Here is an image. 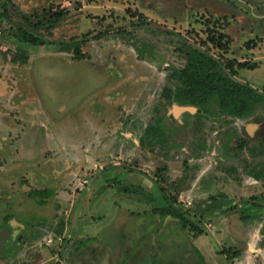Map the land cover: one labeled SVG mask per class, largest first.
Segmentation results:
<instances>
[{
	"label": "rangeland",
	"instance_id": "obj_1",
	"mask_svg": "<svg viewBox=\"0 0 264 264\" xmlns=\"http://www.w3.org/2000/svg\"><path fill=\"white\" fill-rule=\"evenodd\" d=\"M12 1L14 22L0 24V264H264V108L206 118L163 97L184 39L264 92V0ZM21 14L58 43L77 38L84 57L22 44ZM19 49L28 64L5 61ZM157 110L160 144L145 135Z\"/></svg>",
	"mask_w": 264,
	"mask_h": 264
},
{
	"label": "trees",
	"instance_id": "obj_2",
	"mask_svg": "<svg viewBox=\"0 0 264 264\" xmlns=\"http://www.w3.org/2000/svg\"><path fill=\"white\" fill-rule=\"evenodd\" d=\"M16 12L17 7L12 0H0V24L14 22ZM18 22L13 25V29L22 44L44 46L49 43L55 45L58 43L54 40L52 32H44L29 17L21 14ZM107 33L109 30L105 31V34ZM222 36V34L216 35V33L211 32L209 39L218 47L226 49L229 39L222 41ZM57 45L61 46L62 51L75 53L77 58L84 57L79 40L75 37ZM206 46H208L207 43L197 45L186 39L182 41L180 52L187 58L186 65L182 70L171 75L176 86L174 88L165 87L163 97L172 105L198 108V114L201 117L227 116L234 119L253 117L260 108H264V92L239 80L236 77L237 69L234 66V61L216 57ZM4 59L6 62L11 61L21 65L30 62L29 54L21 49L10 57L5 54ZM256 67L257 65H251L247 62L238 65L240 69ZM157 113L159 117L147 126L145 135L148 139L157 138L160 144L166 141V129L162 119L164 115L158 110ZM243 143L246 144V140ZM168 214L180 216L177 210H165L164 215ZM181 220H183V227H192L198 233L203 232L202 227L198 223H192L189 218H181ZM196 252L199 254L198 251ZM223 252L232 256L231 248ZM234 254L237 255L236 252Z\"/></svg>",
	"mask_w": 264,
	"mask_h": 264
},
{
	"label": "built area",
	"instance_id": "obj_3",
	"mask_svg": "<svg viewBox=\"0 0 264 264\" xmlns=\"http://www.w3.org/2000/svg\"><path fill=\"white\" fill-rule=\"evenodd\" d=\"M89 185V180L88 179H84L81 180L79 182V184L77 185V189L81 190V191H85L88 188ZM49 244H51L52 242H54V238L50 237L49 239H45Z\"/></svg>",
	"mask_w": 264,
	"mask_h": 264
},
{
	"label": "crops",
	"instance_id": "obj_4",
	"mask_svg": "<svg viewBox=\"0 0 264 264\" xmlns=\"http://www.w3.org/2000/svg\"><path fill=\"white\" fill-rule=\"evenodd\" d=\"M19 228V227H18ZM6 243L8 244V242L6 241ZM11 245H12V243H11ZM1 247V246H0ZM3 247H4V249H6V247H7V245L4 243V245H3ZM1 249V248H0ZM14 251H17V248H14V250H13V252ZM1 252V251H0ZM11 255V254H10Z\"/></svg>",
	"mask_w": 264,
	"mask_h": 264
},
{
	"label": "water",
	"instance_id": "obj_5",
	"mask_svg": "<svg viewBox=\"0 0 264 264\" xmlns=\"http://www.w3.org/2000/svg\"><path fill=\"white\" fill-rule=\"evenodd\" d=\"M185 110H188V109H184V110L183 109L182 110L180 109L179 111H185Z\"/></svg>",
	"mask_w": 264,
	"mask_h": 264
},
{
	"label": "bare ground",
	"instance_id": "obj_6",
	"mask_svg": "<svg viewBox=\"0 0 264 264\" xmlns=\"http://www.w3.org/2000/svg\"><path fill=\"white\" fill-rule=\"evenodd\" d=\"M65 107H67V106H65Z\"/></svg>",
	"mask_w": 264,
	"mask_h": 264
}]
</instances>
